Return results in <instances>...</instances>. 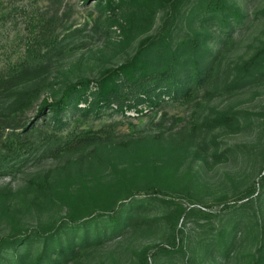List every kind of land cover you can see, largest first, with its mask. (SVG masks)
Instances as JSON below:
<instances>
[{
	"label": "rangeland",
	"instance_id": "374dc122",
	"mask_svg": "<svg viewBox=\"0 0 264 264\" xmlns=\"http://www.w3.org/2000/svg\"><path fill=\"white\" fill-rule=\"evenodd\" d=\"M145 1L151 18L132 22L97 0H0V264H264V79L229 86L264 41V0L133 9ZM29 21H49L47 44L30 41ZM192 39L211 77L190 98L50 112L70 85L138 52L162 68Z\"/></svg>",
	"mask_w": 264,
	"mask_h": 264
},
{
	"label": "trees",
	"instance_id": "16d2710c",
	"mask_svg": "<svg viewBox=\"0 0 264 264\" xmlns=\"http://www.w3.org/2000/svg\"><path fill=\"white\" fill-rule=\"evenodd\" d=\"M103 4L104 10H108L114 16L115 11L129 14L132 22L136 19H145L150 17L148 1L133 9L132 0H97ZM166 3L163 0L161 6ZM212 5L211 11L222 12L228 10V6L222 0H213L208 4ZM264 11V10H263ZM237 19L240 17L238 11H233ZM138 21V20H137ZM110 22L115 23L116 19ZM227 23V21H225ZM49 21H44L43 28L47 30ZM30 41L33 43L43 42L47 44L48 37L44 30H36L33 22L29 21ZM33 45V44H31ZM181 52L177 55L173 52L170 61L164 67L152 69L141 57V52L136 53L130 60L110 70L103 78L99 80L83 79L74 85H70L64 98L50 106V112L55 116L61 114L67 109L79 111L83 115H99L104 110H111L119 114H125L128 111L142 113L143 111L158 108L166 99L172 101L186 100L192 94L202 87L211 77V69L205 61V56L196 55L199 48L196 39L183 41L180 44ZM33 51V48H31ZM187 55V61L191 64L190 71H180L176 68L179 56ZM14 78V77H13ZM264 79V41L256 51L238 67L236 75L230 82V89L239 88L246 83L258 82ZM5 80V74L0 70V81ZM31 101L30 93H21L14 102L16 108H22L23 105ZM81 104H84L82 107ZM58 121V117H55ZM220 124H235L237 121L227 115H221L218 119ZM18 144L12 143L8 146V151L15 152ZM22 150L27 148L26 143H22Z\"/></svg>",
	"mask_w": 264,
	"mask_h": 264
}]
</instances>
